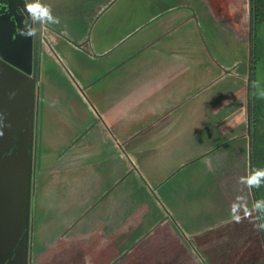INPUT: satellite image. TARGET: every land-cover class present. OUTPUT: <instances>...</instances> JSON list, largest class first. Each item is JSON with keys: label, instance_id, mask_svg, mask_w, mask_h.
Returning <instances> with one entry per match:
<instances>
[{"label": "crops", "instance_id": "0c3cea01", "mask_svg": "<svg viewBox=\"0 0 264 264\" xmlns=\"http://www.w3.org/2000/svg\"><path fill=\"white\" fill-rule=\"evenodd\" d=\"M40 2L33 249L264 264V0Z\"/></svg>", "mask_w": 264, "mask_h": 264}, {"label": "water", "instance_id": "95a60500", "mask_svg": "<svg viewBox=\"0 0 264 264\" xmlns=\"http://www.w3.org/2000/svg\"><path fill=\"white\" fill-rule=\"evenodd\" d=\"M31 2L32 0H0V136H5L6 145L15 144L13 139L19 131L17 124H14L19 101L22 106L24 104L23 110H26L20 113L21 120L26 119L29 110L34 116L36 109L42 32L41 24L33 23L25 11V5ZM254 97L253 90L252 98ZM5 98L12 101L11 108L7 106ZM3 143L0 142V147ZM11 148L12 146L9 151ZM24 156L26 159H12L0 167L3 168L4 175L0 179V192L6 193L5 200L11 201L8 206L10 217L13 214L16 216L19 210V205L13 201L21 200L25 206L23 222L29 223L34 167L32 154L24 152ZM9 225L12 226L13 221Z\"/></svg>", "mask_w": 264, "mask_h": 264}, {"label": "flooded vegetation", "instance_id": "af4514ba", "mask_svg": "<svg viewBox=\"0 0 264 264\" xmlns=\"http://www.w3.org/2000/svg\"><path fill=\"white\" fill-rule=\"evenodd\" d=\"M7 106L11 108V102L9 98H5ZM20 106H17L18 110L17 118L14 120V124H17L18 132L13 139L14 145H6L5 136H0V142H4L0 147V167L12 159H26L24 152L32 154L33 167L35 171V158H36V125H37V102L36 109L34 110V116L29 110L26 119L20 118V113L23 110V106L19 101ZM20 118V119H19ZM26 127V128H25ZM24 128V129H23ZM33 129V134H32ZM12 146V150L10 147ZM14 152V154H13ZM3 168H0V179L3 177ZM1 186V184H0ZM6 193L0 192V264H34L33 245H32V231H31V219H32V199H31V213L30 222H23V216L25 212V206L22 205L21 200L13 201L19 205L17 215L13 214L10 217V202L5 200ZM23 207V209H22ZM10 212V213H9ZM15 212V211H14ZM23 214V216H22ZM18 218V219H17ZM17 219V220H16ZM13 221V225H9V222Z\"/></svg>", "mask_w": 264, "mask_h": 264}, {"label": "rangeland", "instance_id": "374dc122", "mask_svg": "<svg viewBox=\"0 0 264 264\" xmlns=\"http://www.w3.org/2000/svg\"><path fill=\"white\" fill-rule=\"evenodd\" d=\"M257 51L259 52V56H260V61H261L260 64L264 66V46L260 47V49ZM260 76L262 81V73ZM261 178L263 183L262 185L260 184L261 205H262L261 207H262V214L264 215V176H262ZM33 227H34V209L32 203V219H31L32 235H33ZM32 245H33V240H32ZM71 251H72L71 249L65 250L64 253L61 255V254H56L54 251H51L50 248H47L43 250V254H42L40 251H36L34 248L33 252H35V255H34L33 263L34 264H79L80 263L79 261H82L83 259L87 258V256H84V254L82 253L72 255Z\"/></svg>", "mask_w": 264, "mask_h": 264}, {"label": "clouds", "instance_id": "9594fccd", "mask_svg": "<svg viewBox=\"0 0 264 264\" xmlns=\"http://www.w3.org/2000/svg\"><path fill=\"white\" fill-rule=\"evenodd\" d=\"M25 11L29 14L31 21L35 24L59 23L58 17L52 14V9L44 5L40 0H33L25 5ZM24 34V33H22ZM2 135V133H0Z\"/></svg>", "mask_w": 264, "mask_h": 264}, {"label": "trees", "instance_id": "16d2710c", "mask_svg": "<svg viewBox=\"0 0 264 264\" xmlns=\"http://www.w3.org/2000/svg\"><path fill=\"white\" fill-rule=\"evenodd\" d=\"M257 49H255V51H256ZM257 59H258V57H257V55H256V61H257ZM256 67H257V63L255 64V69H254V72H255V70H256ZM261 106L262 105H260V107L259 106H257V104H255V108H254V116H255V119H257V117L260 115V117H263V114L261 113V112H259V110L261 111Z\"/></svg>", "mask_w": 264, "mask_h": 264}, {"label": "built area", "instance_id": "2783aa9c", "mask_svg": "<svg viewBox=\"0 0 264 264\" xmlns=\"http://www.w3.org/2000/svg\"><path fill=\"white\" fill-rule=\"evenodd\" d=\"M32 2H33V0H32ZM46 29V26L44 25V24H41V40H42V44H44V43H46V40H45V36H44V30Z\"/></svg>", "mask_w": 264, "mask_h": 264}]
</instances>
